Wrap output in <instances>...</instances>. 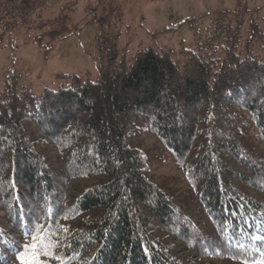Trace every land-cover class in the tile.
Here are the masks:
<instances>
[{
  "label": "trees",
  "instance_id": "1",
  "mask_svg": "<svg viewBox=\"0 0 264 264\" xmlns=\"http://www.w3.org/2000/svg\"><path fill=\"white\" fill-rule=\"evenodd\" d=\"M36 5L3 3L0 26L15 28ZM66 11L35 26L45 52L82 29L69 26ZM257 11L237 1L187 17L155 35L186 27L193 45L129 53L117 46V8L111 20L89 22L98 26L94 77L59 74L55 88L36 96L18 75L4 73L0 264H20L34 235L45 236L60 258L41 255L40 264H264V30ZM140 131L182 171L186 190L152 180L147 156L133 143ZM49 145L58 167L48 162ZM77 179L90 182L76 188ZM186 251L194 259L178 255Z\"/></svg>",
  "mask_w": 264,
  "mask_h": 264
},
{
  "label": "rangeland",
  "instance_id": "2",
  "mask_svg": "<svg viewBox=\"0 0 264 264\" xmlns=\"http://www.w3.org/2000/svg\"><path fill=\"white\" fill-rule=\"evenodd\" d=\"M33 1L37 4L36 8L29 16L18 18L15 28L0 26V88L3 74L15 73L19 84L36 96L44 88H55L58 85L56 76L59 74L82 75L88 72L92 77L96 75L94 36L98 26L89 22L99 19L109 21L114 18L117 8L121 11V20L115 21L120 31L117 46L129 53L140 48L179 51L182 45L189 47L194 44L196 37L186 27L174 33H155L187 17L230 10L237 1L245 3L250 9H258L255 20L264 30V0H0V5L10 2L23 10ZM63 6L68 8L69 26L82 29L66 40L54 42L53 49L45 52V47L36 43V37L42 31L35 26L40 21L53 18ZM3 21L5 24L10 19L5 16ZM207 24L208 20L204 19L197 26L200 29ZM24 126L28 133L36 134L33 122L27 121ZM133 143L142 148L147 156L154 182L176 191L188 188L182 171L174 166L169 155L151 134L140 131ZM44 151L48 162L58 167L55 149L49 145ZM88 182L89 179H77L72 182V186L77 188ZM253 215L257 216L256 213ZM178 255L195 257L194 252L187 254V251L179 252Z\"/></svg>",
  "mask_w": 264,
  "mask_h": 264
},
{
  "label": "snow or ice",
  "instance_id": "3",
  "mask_svg": "<svg viewBox=\"0 0 264 264\" xmlns=\"http://www.w3.org/2000/svg\"><path fill=\"white\" fill-rule=\"evenodd\" d=\"M41 229H37L39 233ZM32 243L24 246V251L18 256L20 264H40V256H50L53 259L59 260L58 256H55L51 251L52 246L46 244V237L42 235H34L32 237Z\"/></svg>",
  "mask_w": 264,
  "mask_h": 264
}]
</instances>
